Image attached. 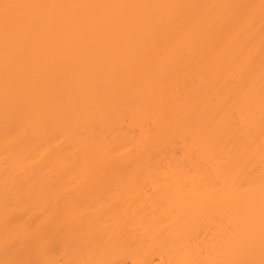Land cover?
Here are the masks:
<instances>
[{
	"label": "bare ground",
	"instance_id": "6f19581e",
	"mask_svg": "<svg viewBox=\"0 0 264 264\" xmlns=\"http://www.w3.org/2000/svg\"><path fill=\"white\" fill-rule=\"evenodd\" d=\"M0 264H264V0H0Z\"/></svg>",
	"mask_w": 264,
	"mask_h": 264
},
{
	"label": "snow or ice",
	"instance_id": "6c2138e0",
	"mask_svg": "<svg viewBox=\"0 0 264 264\" xmlns=\"http://www.w3.org/2000/svg\"><path fill=\"white\" fill-rule=\"evenodd\" d=\"M18 7H21L20 5H10V4H4L3 5V9H4V21H5V24L7 25L10 21V19H12V17L10 16V12L9 10L10 9H13V8H18Z\"/></svg>",
	"mask_w": 264,
	"mask_h": 264
}]
</instances>
